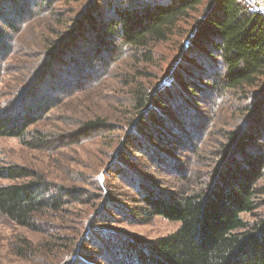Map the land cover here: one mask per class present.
<instances>
[{
	"label": "trees",
	"instance_id": "trees-1",
	"mask_svg": "<svg viewBox=\"0 0 264 264\" xmlns=\"http://www.w3.org/2000/svg\"><path fill=\"white\" fill-rule=\"evenodd\" d=\"M70 3L76 6L69 10L66 31L48 43L39 69L10 89L12 100L0 110V137L15 138L29 149L52 147L56 141L50 134L29 131L44 112L36 101L39 90L66 91L59 85L66 81L70 89L84 85L94 75L91 67L116 51H128L135 60L149 63L155 45L174 39L182 55L160 87L133 84L135 119L121 141L153 169L174 170L181 184L162 192L126 182L138 196L127 216L136 225L158 217L180 225L155 241L107 233L93 255L86 251L82 257L93 264H264V214L252 222L242 218L256 209L263 177L259 147L264 140V14L250 10L242 0H0V23L14 31L36 16L50 14L56 5ZM4 33L0 29V71L10 50ZM233 94L245 97L247 121L223 135L205 180L194 185L158 147L174 143L172 151L196 154L200 127L195 109L201 104L216 106ZM82 127L106 130L108 124L96 119ZM124 158H116L118 167H128ZM0 179L14 182L0 186V216L42 235H51L43 219L84 194L80 188L47 184L39 174L19 166L0 168ZM38 245L21 237L11 253L31 262L40 253Z\"/></svg>",
	"mask_w": 264,
	"mask_h": 264
},
{
	"label": "rangeland",
	"instance_id": "rangeland-1",
	"mask_svg": "<svg viewBox=\"0 0 264 264\" xmlns=\"http://www.w3.org/2000/svg\"><path fill=\"white\" fill-rule=\"evenodd\" d=\"M75 6L73 3L67 7L56 5L50 14L36 16L14 31L0 23V29L8 35L10 49V55L1 61L0 110L12 100L10 89L17 85L15 82L33 75L38 65H42L48 43L66 31L65 20ZM176 43L173 39L155 45L149 63L135 60L128 51H116L115 55L105 57L102 64L91 67L94 75L84 85L70 89L66 81L59 84L67 88L66 91L58 89L44 94L40 89L36 101L44 106V112L37 116V122L29 131L50 134V139L56 141L52 147L29 149L15 138L0 137V168H28L42 176L47 184L76 187L84 192L81 199H72L60 213L42 220L46 228H51L50 236L17 227L0 216V264H93L82 255L86 251L93 255L98 244L102 246L107 233L155 241L176 232L178 222L158 217L150 224L136 225L127 216L130 208H136L138 196L126 187V182L134 186L137 182L153 186L162 192L177 190L181 184L174 170L168 167L153 169L145 159L126 150L121 143L126 128L135 119L130 97L133 84L138 82L152 88L165 83L167 74L181 62L182 55L179 56ZM246 104L245 97L236 94L226 95L216 106L212 104L208 108L201 104L195 109L198 117H194L200 127L196 131L199 135L196 154H188L184 149L178 153L172 151L177 144L171 143L169 147L167 144L158 147L161 155H167L169 164L178 163L193 184L199 186L216 158L223 135L246 123L249 114ZM96 119L106 121L108 128L82 129L83 122ZM261 126L264 131V117ZM259 149L264 161V140ZM123 157L128 167H118L116 158ZM12 183L0 179V186ZM259 190L256 209L243 215L244 221L252 222L264 214V166ZM21 237L40 246V253L31 262L11 253L12 244Z\"/></svg>",
	"mask_w": 264,
	"mask_h": 264
},
{
	"label": "built area",
	"instance_id": "built-area-1",
	"mask_svg": "<svg viewBox=\"0 0 264 264\" xmlns=\"http://www.w3.org/2000/svg\"><path fill=\"white\" fill-rule=\"evenodd\" d=\"M252 11L264 14V0H242Z\"/></svg>",
	"mask_w": 264,
	"mask_h": 264
}]
</instances>
